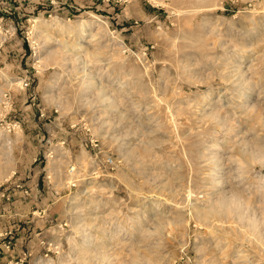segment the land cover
<instances>
[{
    "label": "rangeland",
    "instance_id": "obj_1",
    "mask_svg": "<svg viewBox=\"0 0 264 264\" xmlns=\"http://www.w3.org/2000/svg\"><path fill=\"white\" fill-rule=\"evenodd\" d=\"M2 192L0 264H264V0H0Z\"/></svg>",
    "mask_w": 264,
    "mask_h": 264
},
{
    "label": "built area",
    "instance_id": "obj_2",
    "mask_svg": "<svg viewBox=\"0 0 264 264\" xmlns=\"http://www.w3.org/2000/svg\"><path fill=\"white\" fill-rule=\"evenodd\" d=\"M40 116L41 117H43L44 116V114H40ZM97 140H95V139H90L89 140V142H87L86 143V145H90V146H97V142H96ZM9 143V142H8ZM104 166L106 167V168H109V169H111V168H113V166H114V161H113V159L111 158V157H107L105 160H104ZM71 172H73V170H71ZM20 186L19 185H17V188H19ZM27 193V192H26ZM0 197L1 198H4V199H6V200H9V198H10V194L9 193H5V192H2L1 194H0ZM0 217H1V215H0Z\"/></svg>",
    "mask_w": 264,
    "mask_h": 264
},
{
    "label": "bare ground",
    "instance_id": "obj_3",
    "mask_svg": "<svg viewBox=\"0 0 264 264\" xmlns=\"http://www.w3.org/2000/svg\"><path fill=\"white\" fill-rule=\"evenodd\" d=\"M223 206H224V205H222V203L217 204V205L214 206V209H213V210H218V209L221 210V208L223 209ZM226 211H227V210H226Z\"/></svg>",
    "mask_w": 264,
    "mask_h": 264
}]
</instances>
